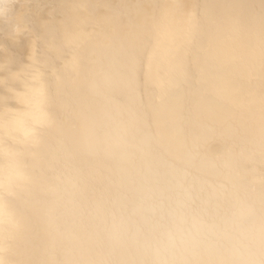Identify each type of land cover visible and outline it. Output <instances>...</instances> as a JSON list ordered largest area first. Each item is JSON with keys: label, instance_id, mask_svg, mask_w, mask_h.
I'll list each match as a JSON object with an SVG mask.
<instances>
[{"label": "bare ground", "instance_id": "bare-ground-1", "mask_svg": "<svg viewBox=\"0 0 264 264\" xmlns=\"http://www.w3.org/2000/svg\"><path fill=\"white\" fill-rule=\"evenodd\" d=\"M159 2L8 0L0 63L17 55L27 62L30 34L45 35L38 46L68 63L58 80H46L55 100L37 136L22 115L10 118L9 133L0 129V169L14 180L0 203V243L10 245L12 264L259 259L261 0H182L197 5L198 26L188 79L179 87L165 81L163 104L150 98L143 76L138 89L126 83L118 48L150 12L137 6ZM225 39L224 51L242 57L234 71L241 91L231 103L212 89L196 92L195 60ZM204 124L213 125L212 155L231 154L233 169L190 154L189 133Z\"/></svg>", "mask_w": 264, "mask_h": 264}, {"label": "snow or ice", "instance_id": "snow-or-ice-1", "mask_svg": "<svg viewBox=\"0 0 264 264\" xmlns=\"http://www.w3.org/2000/svg\"><path fill=\"white\" fill-rule=\"evenodd\" d=\"M11 5L8 0H0V18L5 24L11 23L9 17ZM150 12L143 13L136 23L134 39H128L124 34L118 44L119 52L125 61L127 74L126 83L138 89L141 76L146 85L154 88L149 93L153 98L163 104L166 90L165 81H175L179 87L188 79L187 57L189 55L193 37L197 31L195 9L197 5L182 2V0H160L159 3L148 6ZM260 25V140L259 149L264 165V0H261ZM32 35L31 53L27 62L18 55L7 57L0 63V129L5 133L10 130V118L13 115H22L25 126L31 136H37L39 129L50 120L48 105L53 103L55 97H49L46 91V80L52 77L58 80V73L65 72L68 67L61 54L55 57L48 54L46 47L38 46L46 40L45 35ZM79 32L72 34V40L79 39ZM68 36L62 37V42ZM227 40L215 42L203 57L195 60L196 92L212 89L223 95L230 103L232 98L240 94V87L234 79L237 62L242 58L239 53H226L223 45ZM15 99L22 105L21 113H13L10 101ZM39 113V119H33V113ZM213 134V125L204 124L195 127L189 133L187 147L191 155L200 159L219 162L223 168L231 170L235 166V159L231 154L212 155V144L208 139ZM203 141V143H202ZM227 175V172L225 173ZM261 203H260V241L259 259H247L237 262H221V264H264V166L261 168ZM13 177L0 169V203L12 194ZM3 221H0V232H5ZM7 223H14L10 219ZM5 240L10 235H5ZM10 245L0 243V264H12L6 258ZM158 264H174V262L159 261ZM188 264V262H182Z\"/></svg>", "mask_w": 264, "mask_h": 264}]
</instances>
